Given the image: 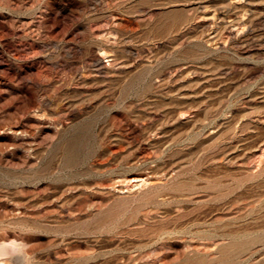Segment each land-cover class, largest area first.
Instances as JSON below:
<instances>
[{"label": "rangeland", "instance_id": "374dc122", "mask_svg": "<svg viewBox=\"0 0 264 264\" xmlns=\"http://www.w3.org/2000/svg\"><path fill=\"white\" fill-rule=\"evenodd\" d=\"M11 240L6 264H264V0H0Z\"/></svg>", "mask_w": 264, "mask_h": 264}, {"label": "bare ground", "instance_id": "6f19581e", "mask_svg": "<svg viewBox=\"0 0 264 264\" xmlns=\"http://www.w3.org/2000/svg\"><path fill=\"white\" fill-rule=\"evenodd\" d=\"M12 242H10V246L9 245H7V243H5V242H1L0 241V255H2V254H5V252H8V251H11V249H22V241H20V240H11ZM20 249V250H21ZM5 258H1L0 259V264H6V262H5Z\"/></svg>", "mask_w": 264, "mask_h": 264}]
</instances>
